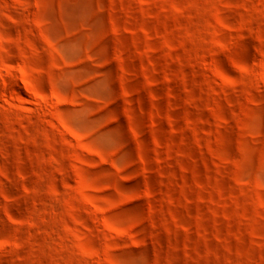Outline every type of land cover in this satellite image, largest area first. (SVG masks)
Wrapping results in <instances>:
<instances>
[{
	"label": "rangeland",
	"instance_id": "rangeland-1",
	"mask_svg": "<svg viewBox=\"0 0 264 264\" xmlns=\"http://www.w3.org/2000/svg\"><path fill=\"white\" fill-rule=\"evenodd\" d=\"M0 264H264V0H0Z\"/></svg>",
	"mask_w": 264,
	"mask_h": 264
}]
</instances>
